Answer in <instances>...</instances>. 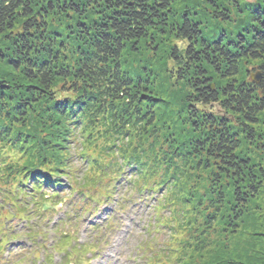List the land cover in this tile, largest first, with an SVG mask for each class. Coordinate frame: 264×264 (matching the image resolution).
Instances as JSON below:
<instances>
[{
    "label": "trees",
    "instance_id": "1",
    "mask_svg": "<svg viewBox=\"0 0 264 264\" xmlns=\"http://www.w3.org/2000/svg\"><path fill=\"white\" fill-rule=\"evenodd\" d=\"M170 39L184 47L167 51ZM154 42L173 92L140 50ZM263 155L264 0H0V250L7 215L26 224L11 237L34 242L49 229L35 223L56 213L43 204L62 192L98 214L124 208L115 194L126 186L185 236L167 264L210 248L197 264H253L230 252L244 237L240 250L257 258L243 224L264 188Z\"/></svg>",
    "mask_w": 264,
    "mask_h": 264
},
{
    "label": "rangeland",
    "instance_id": "2",
    "mask_svg": "<svg viewBox=\"0 0 264 264\" xmlns=\"http://www.w3.org/2000/svg\"><path fill=\"white\" fill-rule=\"evenodd\" d=\"M243 1L254 2L255 0ZM180 2H183V0H180ZM167 43V51L171 45L177 48L184 47L183 42L175 41L174 39H170ZM140 50H146L148 54H155L157 56V58H154L155 65L159 69H166V72L160 76L158 83L161 84L163 90H170L168 88L169 84H167V64L162 65V61L159 60L161 51L159 45H156L155 42L145 43ZM255 75L253 73V76ZM174 93L175 95L178 94ZM213 111L218 112V107L214 106ZM252 153L254 157L257 156L256 153ZM260 161L259 163L264 168V155ZM77 165L79 166V164ZM80 168L82 171L83 166L80 165ZM80 173L78 174L80 175ZM79 175H77L78 179ZM203 183L202 181L201 184ZM125 187H119V190L115 194V201L121 197L120 201L126 198L127 202L121 210H118L116 202L112 205L113 207L110 208V212L108 213L109 216L111 214L113 217L112 223H109L106 228H103L104 224H101L99 228L95 229L93 227L96 224L92 223L100 222L106 218L105 211L108 210L107 206L103 205L100 207L101 213L98 214L96 212L82 214L79 212L81 205H75L72 199L69 201L66 192H62L61 198L55 200L56 202L63 201L59 204L58 211L50 218L40 223H35L41 226V231L44 230V225L49 227L46 230L48 232H46L45 237L42 239L38 236L34 238L33 242L28 240L24 234L18 239L12 238L11 236H15L17 231H24L26 224L18 219H11V216L7 215V219H9L7 221L8 234H10L9 244L6 247L7 249L0 250V264H43L44 261L51 260H55L56 264H156L158 262V264H167L169 259L175 262L176 258L166 257L181 249V243L185 240V236L183 234H178L177 236L170 235L169 230L159 227L158 218L153 213V210L149 206L145 207L144 203L139 204V202L134 200L138 196L129 195ZM0 204L3 206L2 197L0 198ZM256 207L261 208V218L257 217ZM249 212H251V218L243 226L247 227V224H249L248 227L253 226L250 233L257 234V239L255 241L253 239L257 258H249L252 252L245 253L240 250L239 244L244 237L241 239L236 238L234 247L236 252L231 251L230 253L236 255L235 258L233 257L236 262H249V259H251L250 262L253 261L254 264L259 261L260 255L264 257V188L259 196V200L254 203L253 208ZM159 216L165 219L169 216V211H162ZM5 218L3 216V220ZM36 220L37 218H35ZM10 226L17 229L12 235L13 228ZM151 232L154 233L151 235ZM5 233L7 232L5 231ZM64 233L72 235L69 244L71 245L70 248L61 245L60 237ZM5 240V237L0 235V243L5 242ZM63 243H66V240H63ZM64 251H67V254ZM210 251L211 248L210 250L197 253V260L195 259V262L189 264H197L199 258L208 259V256L211 254ZM222 253L224 255L226 252ZM237 255H242V258H238Z\"/></svg>",
    "mask_w": 264,
    "mask_h": 264
},
{
    "label": "water",
    "instance_id": "3",
    "mask_svg": "<svg viewBox=\"0 0 264 264\" xmlns=\"http://www.w3.org/2000/svg\"><path fill=\"white\" fill-rule=\"evenodd\" d=\"M252 79L255 80L257 83H259L261 81L260 73L256 74L255 76H252ZM48 209L58 210V207H52L50 204H44L43 211H47Z\"/></svg>",
    "mask_w": 264,
    "mask_h": 264
}]
</instances>
